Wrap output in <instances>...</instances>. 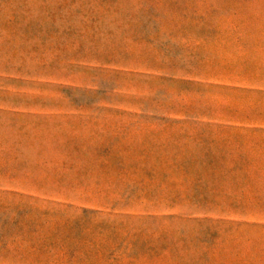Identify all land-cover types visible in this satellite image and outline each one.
<instances>
[{
	"label": "rangeland",
	"instance_id": "1",
	"mask_svg": "<svg viewBox=\"0 0 264 264\" xmlns=\"http://www.w3.org/2000/svg\"><path fill=\"white\" fill-rule=\"evenodd\" d=\"M0 264H264V0H0Z\"/></svg>",
	"mask_w": 264,
	"mask_h": 264
}]
</instances>
